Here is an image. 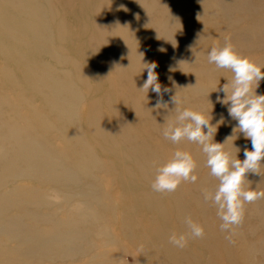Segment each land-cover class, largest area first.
I'll return each instance as SVG.
<instances>
[{
  "label": "rangeland",
  "instance_id": "obj_1",
  "mask_svg": "<svg viewBox=\"0 0 264 264\" xmlns=\"http://www.w3.org/2000/svg\"><path fill=\"white\" fill-rule=\"evenodd\" d=\"M0 20V141L12 144L24 131L45 160L61 163L48 176H59L63 165L71 178L18 180L48 200L27 204L20 215L22 225L38 230L28 232L21 262L90 264L97 255L101 264H264V199L246 202L242 222L231 233L222 230L216 206L203 198L218 181L200 145L173 144L162 135L176 108L210 113L211 123L221 115L230 120L217 99L224 93L212 90L232 73L210 64L207 51L227 36L236 52L264 65V0H0ZM6 52L12 53L8 61ZM16 57L23 58L20 68ZM152 62L162 90L170 89L163 93L169 112L155 108L156 93L141 87L144 63ZM29 78L37 80L33 86ZM256 91L264 93V80ZM235 123L219 124L214 136L220 142L232 134L224 141L232 153ZM237 137L243 159L251 144ZM178 147L196 160V181L154 191L158 165ZM259 173L247 179L264 190V164ZM79 207L91 211L87 218ZM11 213L22 214L1 209L0 219ZM185 216L203 226L201 237L190 235ZM172 232L185 234L184 247L169 241ZM32 237L49 243L40 259Z\"/></svg>",
  "mask_w": 264,
  "mask_h": 264
},
{
  "label": "clouds",
  "instance_id": "obj_2",
  "mask_svg": "<svg viewBox=\"0 0 264 264\" xmlns=\"http://www.w3.org/2000/svg\"><path fill=\"white\" fill-rule=\"evenodd\" d=\"M207 60L217 69H229L232 73L230 81L218 87V80L212 91L224 93L217 99L221 104L226 105L230 120L236 121L233 125L236 136L232 139L235 153L224 146L225 139L232 134L225 137L223 141L214 140L218 125L230 122L225 120L223 115L215 123H211L210 113L205 116L199 110L187 107L176 108L174 119L162 129V135L173 144L187 140L200 145L209 174L218 181L213 191H204L203 198L205 201L211 200L216 206V214L221 221L220 228L231 233L232 226L242 222L244 204L264 199V190L251 187V181L247 179L248 173L260 174L259 168L261 164H264V93L256 91L261 80H264V71H261L264 65H259L247 55L236 52L227 36L222 44L215 43L210 47L207 51ZM144 65L143 69H147V77L141 87L146 93L149 89L156 93L155 108H164L169 112L171 109H168V102L163 101V93L169 92L170 89L164 87L162 90L154 71L156 68L154 62L144 63ZM171 100L174 106L178 103L174 96ZM237 133H241L251 144L250 148L247 146L243 148V159L238 158L237 153L241 149L234 144L238 138ZM196 167L197 163L192 153L178 147L158 165L151 187L156 192H173L181 181H196ZM246 179L249 181L247 187L244 186ZM184 223L191 236L203 235V226L193 221L191 217L185 216ZM168 239L173 245L181 248L186 243L184 233L172 232Z\"/></svg>",
  "mask_w": 264,
  "mask_h": 264
},
{
  "label": "bare ground",
  "instance_id": "obj_3",
  "mask_svg": "<svg viewBox=\"0 0 264 264\" xmlns=\"http://www.w3.org/2000/svg\"><path fill=\"white\" fill-rule=\"evenodd\" d=\"M210 1H212L214 3L217 0H210ZM207 4H210L209 1H207ZM174 12H176V11H174ZM0 21H2V20H0ZM181 24H183V23H181ZM182 27L184 28L183 25H182ZM1 32L3 33V31H1ZM119 36H120V34H119ZM119 39H122V37H119ZM127 53H129V51H127ZM11 57H12V53L6 52L5 56H4V60L8 61ZM160 58H162V57H160ZM16 59H17V62H16L17 68H20L21 66H23L22 65L23 64V58L16 57ZM24 60L27 61V56L24 57ZM29 60H30V58H29ZM131 65H132L131 63L128 64V68H130ZM124 70H127V68H125ZM28 72H29L28 73L29 76H32V74H33L32 69H30V71H28ZM36 76H39V73H37ZM33 80L37 81L36 79H31V78L26 80V81L31 82V85H29V86L34 85ZM38 80H40V82H41L42 76H40V78H38ZM69 87H71V86H69ZM34 90L36 91L35 88H34ZM116 114L118 115V113H116ZM43 115L44 114H42V116ZM12 129H16V128L13 127ZM0 130H1V128H0ZM6 132H8L9 134L15 133V132L11 131L10 129L7 130ZM16 133H17V137H18V134L21 135V137H18V139L15 140L12 144H7V142L5 140L0 141V144L3 146L2 148H0V214H1V209L11 210L12 208H15V209L21 211L22 214H18V213L12 214L11 213L7 219H0V264H28L29 263L30 259L26 262H21L19 257L21 255V252L25 251L23 249L27 245V244H25V240L28 238V232L33 233L34 231H38V230H34V228H36V227L31 223L26 224V225H22L20 223L19 218L21 219L20 215H23L25 213V210H26L25 206L27 204L32 202L37 206L38 203H46L48 201L44 195L36 192L34 188H33L34 190L33 189L27 190V189L20 188L21 186H18V180L30 178L32 180L39 182V183L58 182V181L64 182L65 180L67 182V181L71 180L68 171L64 170L65 168L63 165H62V171L63 172L60 173L59 176H48L49 173L55 172L57 170L58 165L61 166V163L60 162H54L53 160H51V161L45 160L44 156L41 155L42 153L40 152V150L35 148V145L32 143V140L27 138V135L24 134V131H20V132H16ZM10 140H11V138H10ZM136 140H137V138H136ZM13 148H16V149H13ZM129 152L131 153V151H129ZM88 158H90V157H88ZM10 195L14 196L15 199L7 201V199H11ZM5 201H7V203H5V205L3 204L1 206V203L5 202ZM19 201H21L22 203L20 204ZM18 206H21L23 209H19ZM77 211L80 214L81 218H87L88 214L91 213L90 210H88V209L83 210L82 207H79L77 209ZM179 216L183 217L180 213H179ZM159 229H160V227H159ZM160 233H162V232H160ZM52 239H53V237H52ZM32 240H33L34 244L36 245V250H37L36 253H37L38 258L40 259V257L42 255L46 254L47 249H45V247H47L49 243H47V242L45 243V242H42L40 240H34L33 237H32ZM58 242H60V241H58ZM69 245H71V244H69ZM154 247H155V244H154ZM62 249H64V248L62 247ZM155 249H157V248H154V250ZM83 250H85V249H83ZM158 250H157V253H158ZM69 251L73 252L72 249H70ZM213 252H214V250H213ZM50 254L51 253H49V251H48L47 256H50ZM18 255H19V257H18ZM92 257H94V259L89 261L90 264H101V262H99V260H96L97 255H94ZM39 259H38V261H39ZM66 262H67V259L58 258L57 262L55 264H64ZM81 263L87 264L84 261H81ZM160 263H162V262H160ZM34 264H36V263H34Z\"/></svg>",
  "mask_w": 264,
  "mask_h": 264
}]
</instances>
